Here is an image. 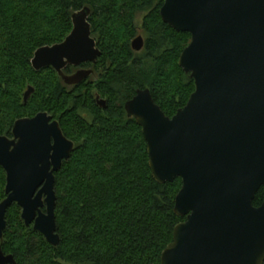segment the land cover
Instances as JSON below:
<instances>
[{
  "label": "water",
  "instance_id": "95a60500",
  "mask_svg": "<svg viewBox=\"0 0 264 264\" xmlns=\"http://www.w3.org/2000/svg\"><path fill=\"white\" fill-rule=\"evenodd\" d=\"M160 15L175 31L191 35L179 65L196 87L172 118L148 89L125 104L142 128L157 183L183 180L174 212L186 221L175 227L161 263L264 264V203L253 204L264 187V0H165ZM90 16L89 7L75 13L71 34L37 50L33 69L53 68L70 87L92 76L93 70L64 73L101 56ZM131 46L140 53L145 39L138 36ZM34 92L30 86L24 104ZM97 100L105 109L106 101ZM12 135L0 136V167L7 175L0 242L15 203L25 225L58 247L55 173L75 144L48 113L16 121ZM0 264H16L1 246Z\"/></svg>",
  "mask_w": 264,
  "mask_h": 264
},
{
  "label": "trees",
  "instance_id": "16d2710c",
  "mask_svg": "<svg viewBox=\"0 0 264 264\" xmlns=\"http://www.w3.org/2000/svg\"><path fill=\"white\" fill-rule=\"evenodd\" d=\"M164 2L0 0V136L12 138L16 121L48 113L75 144L55 173L58 247L25 225L17 204L8 209L0 246L16 264H162L175 227L186 221L174 212L183 180L157 183L142 128L128 117L125 104L148 89L172 118L195 92V81L179 65L192 37L163 22ZM85 7L91 9L92 35L97 29L104 34L97 38V62L80 68L95 66L102 74L97 83L70 87L53 68L35 71L32 60L40 48L64 42L73 15ZM142 13H149L143 20L145 48L136 53L131 42ZM76 69L69 66L64 73ZM28 86L35 92L24 104ZM98 97L106 101L105 109ZM6 186L0 167V204ZM263 203L264 187L253 204Z\"/></svg>",
  "mask_w": 264,
  "mask_h": 264
},
{
  "label": "rangeland",
  "instance_id": "374dc122",
  "mask_svg": "<svg viewBox=\"0 0 264 264\" xmlns=\"http://www.w3.org/2000/svg\"><path fill=\"white\" fill-rule=\"evenodd\" d=\"M147 14H149V13H146V14H139L138 16H137V18H136V20H135V28H136V32H135V35H136V37L135 38H137L138 36H143L144 37V39H145V37H146V34H145V29H144V25H143V20H144V18H145V15H147ZM104 33H103V29H97V32H95V35L93 36L92 35V37L96 40V41H98V39H99V37H102V35H103ZM98 38V39H97ZM135 38H133V40H132V42L134 41V39ZM100 40V39H99ZM132 42H131V45H132ZM98 44V43H97ZM132 48V47H131ZM134 51V50H133ZM135 52V51H134ZM180 60V59H179ZM79 69V68H78ZM78 69H76V70H74L73 71V73H75ZM91 70H93L94 71V75L93 76H90L89 78H88V83H90V84H92V83H97L98 82V80H99V78L101 77V74H102V71H100V70H98L95 66H93V67H91L90 68ZM103 70V69H102ZM104 74V73H103ZM30 86H28V88H29ZM93 88H94V85H93ZM28 90V89H27ZM93 92H95V90L93 91ZM26 93V92H25ZM29 119H31V118H29Z\"/></svg>",
  "mask_w": 264,
  "mask_h": 264
},
{
  "label": "flooded vegetation",
  "instance_id": "af4514ba",
  "mask_svg": "<svg viewBox=\"0 0 264 264\" xmlns=\"http://www.w3.org/2000/svg\"><path fill=\"white\" fill-rule=\"evenodd\" d=\"M87 64H88V63H87ZM89 64H90V63H89ZM83 65H84V64H83ZM81 66H82V65L76 67L77 69L79 68L76 72H78V71H80V70H91L90 68H80ZM68 67H69V66H68ZM70 67H74V66H70ZM76 72H75V73H76ZM73 74H74V73H73ZM70 75H72V74H70ZM93 75H94V73H93ZM93 75H92V76H93ZM87 80H88V79H87ZM87 80H86V81H87ZM99 98H100V97H99ZM97 101H98V100H97ZM43 210H45V212H46V209H45V208H44ZM43 210H42V211H43ZM45 212H44V213H45Z\"/></svg>",
  "mask_w": 264,
  "mask_h": 264
}]
</instances>
